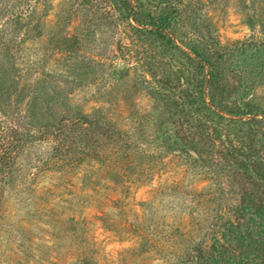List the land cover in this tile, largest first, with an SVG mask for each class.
<instances>
[{
    "label": "rangeland",
    "instance_id": "374dc122",
    "mask_svg": "<svg viewBox=\"0 0 264 264\" xmlns=\"http://www.w3.org/2000/svg\"><path fill=\"white\" fill-rule=\"evenodd\" d=\"M0 36L6 116L31 134L0 194V264H193L264 197V0H0ZM65 110L87 153L53 157L35 116Z\"/></svg>",
    "mask_w": 264,
    "mask_h": 264
},
{
    "label": "trees",
    "instance_id": "16d2710c",
    "mask_svg": "<svg viewBox=\"0 0 264 264\" xmlns=\"http://www.w3.org/2000/svg\"><path fill=\"white\" fill-rule=\"evenodd\" d=\"M1 39L2 36H0ZM0 48H2V44ZM3 57L6 62H10L14 59V54L5 53ZM9 59L11 60L9 61ZM6 64L4 61H0V194L4 185H8L16 176L20 157L29 146L27 145L28 138H31L28 130L18 128L8 119L9 116H6L8 115L6 102L12 103V96L20 90L16 86L19 75L17 76L15 71L6 67ZM211 76L210 72L209 77ZM33 91L36 97L40 95L42 97L45 93H40L39 85H35ZM47 97L42 98L48 108L52 104L60 102L56 96L53 101L52 98ZM23 105L25 107V104ZM79 112L81 113V111ZM67 117L68 119L73 117L71 110H65V114L61 118L51 117L44 121L35 116V121L44 127L41 138L49 137L48 140L54 142L53 157H71L73 150L78 147L77 145H82L80 151L87 153L85 148L88 146L83 145L80 138L73 139L70 132L74 131L77 126L69 124V122L66 123ZM64 120L65 122H63ZM94 122L91 120L89 124H94ZM98 123L99 120L96 119L94 125ZM131 136L126 134L123 138H119V143L117 140V146L119 144L121 147L120 154L125 158V162L131 156L137 155V141ZM243 163L242 171L247 174L254 173L259 167L252 166L246 160ZM260 179L264 182V175ZM235 212L234 218H227L223 221L218 237L207 246L206 250L198 249L195 252L193 264H264V197L259 199L255 196H245Z\"/></svg>",
    "mask_w": 264,
    "mask_h": 264
}]
</instances>
